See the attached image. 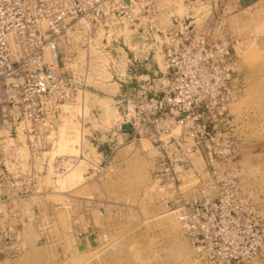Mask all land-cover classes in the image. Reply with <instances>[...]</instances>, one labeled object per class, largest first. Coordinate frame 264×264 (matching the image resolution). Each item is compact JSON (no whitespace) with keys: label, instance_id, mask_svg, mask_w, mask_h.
Instances as JSON below:
<instances>
[{"label":"built area","instance_id":"built-area-1","mask_svg":"<svg viewBox=\"0 0 264 264\" xmlns=\"http://www.w3.org/2000/svg\"><path fill=\"white\" fill-rule=\"evenodd\" d=\"M179 1L204 8L177 14ZM224 19L214 0H0V203L44 196L53 190L45 177L81 162L84 142L78 153L55 151L60 130L72 113L84 141H98L87 138L82 105L101 94L96 84L113 82L117 91L102 94L120 116L101 143L147 140L163 204L198 256L255 264L264 204L235 167L244 134L231 106L244 83L240 38ZM87 164L90 177L115 166L104 157Z\"/></svg>","mask_w":264,"mask_h":264},{"label":"rangeland","instance_id":"rangeland-1","mask_svg":"<svg viewBox=\"0 0 264 264\" xmlns=\"http://www.w3.org/2000/svg\"><path fill=\"white\" fill-rule=\"evenodd\" d=\"M203 8V4L179 1L175 12L197 14ZM242 15L224 19L225 31L240 38L237 54L244 83L243 94L231 106L244 134L235 167L247 193L263 205L264 9L247 10ZM157 59L164 68L161 57ZM96 85L95 92L101 94H89L87 108L82 111L87 115V138L95 136L98 141H84L80 124L71 113L55 149L59 153H78L84 142L81 162L59 178L45 177L53 190L44 196L0 203V264H213L198 256L181 222L165 208V187L152 178L155 151L151 144L145 139L130 143L125 136H115L110 145L101 143L112 138L120 112L119 102L102 94L117 91V85ZM68 108L72 112L80 107ZM103 157L113 160L114 170L90 177L87 162ZM74 169L81 172L77 178L71 175ZM85 202L97 206L99 230L97 242L91 247L76 244L72 226L75 208ZM61 239L66 244L59 247ZM255 264H264V256Z\"/></svg>","mask_w":264,"mask_h":264},{"label":"crops","instance_id":"crops-1","mask_svg":"<svg viewBox=\"0 0 264 264\" xmlns=\"http://www.w3.org/2000/svg\"><path fill=\"white\" fill-rule=\"evenodd\" d=\"M257 8L264 9V0H214L215 13L224 18L229 15L243 16L242 14L246 13L247 10ZM75 209L72 226L76 235V244L81 247L84 245L91 247L97 242L95 235L99 230L95 212L97 206L85 202L84 206H79ZM79 232H83V234L79 236ZM58 243L59 247H62L66 244V240L61 239Z\"/></svg>","mask_w":264,"mask_h":264},{"label":"bare ground","instance_id":"bare-ground-1","mask_svg":"<svg viewBox=\"0 0 264 264\" xmlns=\"http://www.w3.org/2000/svg\"><path fill=\"white\" fill-rule=\"evenodd\" d=\"M236 103V102H235ZM233 105V104H232ZM79 106V105H77ZM80 107V106H79ZM87 106H86V103H83L82 105V110H86ZM240 129V128H239ZM128 142V141H127ZM129 143V142H128ZM238 169V168H237ZM240 170V169H239ZM241 174V173H240ZM71 175L74 177V178H77L81 175V172L78 170V169H74L71 173ZM241 177V176H240ZM162 187V186H161ZM254 200V199H253ZM257 202V201H256ZM262 204V203H261ZM185 232V231H184Z\"/></svg>","mask_w":264,"mask_h":264}]
</instances>
